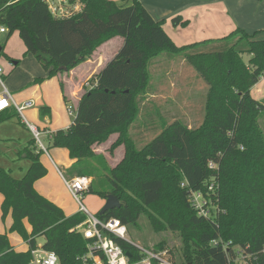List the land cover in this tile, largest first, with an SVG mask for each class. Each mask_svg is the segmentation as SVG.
Segmentation results:
<instances>
[{"label":"trees","instance_id":"1","mask_svg":"<svg viewBox=\"0 0 264 264\" xmlns=\"http://www.w3.org/2000/svg\"><path fill=\"white\" fill-rule=\"evenodd\" d=\"M120 1L121 5L112 0H71L82 6L81 12L55 18L43 0H0V26L8 36L18 32L24 55L37 60L46 79L86 62L104 42L123 39L117 54L90 78L96 86L84 90L70 126L51 133L48 147L68 152L74 161L68 169L71 176L92 180L89 193L118 201L119 208L98 213V219H117L128 232L145 217L157 234L178 233L181 262L171 257L175 264H237V255L245 264H264V106L250 94L264 76V39L236 29L219 40L177 47L163 23L155 21L139 0ZM186 24L179 17L172 19L175 27ZM160 55L185 60L203 80V120L193 129L176 120L137 149L130 139L131 126L141 106L145 117L150 114L143 104L151 94L148 67ZM244 55L249 58L244 60ZM59 85L63 91V83ZM47 110L42 108L40 116ZM13 118L20 120L14 108L0 112V124ZM115 133L118 138L108 152L123 145L124 155L109 168L93 146ZM43 153L32 138L21 153L30 163L21 178L0 168L1 219L10 215L9 232L22 241L30 238L35 245L42 237L43 248L53 252L59 264H82L80 256L88 244L82 235L85 227L71 229L86 216H65L34 189L47 173L40 162ZM209 163L215 165L213 170ZM99 175L104 185L95 191ZM192 193L201 194L208 216L198 214ZM117 243L131 254V261L139 259L130 244ZM234 246L240 248L237 253ZM164 249L163 243L153 248ZM29 260L28 252L14 251L7 234H0V264Z\"/></svg>","mask_w":264,"mask_h":264},{"label":"rangeland","instance_id":"2","mask_svg":"<svg viewBox=\"0 0 264 264\" xmlns=\"http://www.w3.org/2000/svg\"><path fill=\"white\" fill-rule=\"evenodd\" d=\"M112 1L117 5L122 4L120 0ZM0 46H3V52L0 54V67L4 69L2 77L4 86L10 91L11 96L18 105L22 104V98L28 97L34 100L32 101L34 107L23 112L26 121L39 127V124L43 122L40 110L48 107L51 110L52 120L56 119L57 123L62 126L71 123L73 118L67 113V108L70 105H65L61 98L58 82L56 81L57 77L46 79L45 75L47 74L37 60L31 54L24 55L25 49L18 32L14 31L9 36L7 33L0 35ZM243 58L247 60L249 56L244 55ZM13 62H18V64L12 66ZM12 69L15 70L12 72ZM148 73L150 76L149 90L151 94L146 97L148 100L143 104H147V110L150 114L145 117L146 113L142 110L143 106H141L140 114L136 122L132 124L130 131V139L137 149H141L161 130L176 120L185 122L191 129L198 127L203 120L202 104L205 102L207 93L204 89L205 84L195 68L179 57H172L171 60L166 55H160L156 61L153 60L149 65ZM10 78L13 81V86L10 85ZM35 79H40L41 81L34 83L33 80ZM71 86H74L75 90L78 85L73 82ZM1 91L2 87L0 85ZM251 94L264 106V84L259 87V90L254 89ZM82 95L83 92L77 96L80 98ZM154 106L155 109L153 110ZM261 116L264 131V112ZM39 132L41 133L40 141L45 150H48L49 156L52 157L64 177L68 179L71 177L69 170L66 169V158L69 160V156L67 153L59 154V156L51 155L53 148L48 147L47 137L43 134V131ZM117 138L118 133H115L110 135L104 143L93 146L95 153L105 157L109 168L115 167L124 155L123 145L118 146L111 155L108 152L109 147L115 143ZM40 159L45 166L50 167L51 171L48 174L46 173L43 180L37 184V189L46 196L57 199L64 207L66 214L73 215L79 212L80 205L65 188L60 174L57 173L53 177L52 173L55 168L52 161L45 153L41 155ZM103 185V177L100 175L95 177L94 190H102ZM2 200L3 198L0 194V206ZM198 202L200 205L202 204V201L198 200ZM104 203L105 201L95 193L85 192L81 197V204L95 217H97ZM212 209L215 211L214 207ZM10 225V215L5 220H2L0 209V233L5 232L7 234L8 241L14 249L24 251L26 249L24 241L17 233L9 232ZM127 240L146 249H153L159 243H163L164 248L170 251V257L176 262H181V244L178 233L165 231L157 234L153 232L145 217H140L136 226L128 227ZM35 242L36 245L41 246L44 243V239L38 237ZM224 245L227 246L226 244ZM233 250L237 253L240 248L234 246ZM235 263L245 264L240 255H237Z\"/></svg>","mask_w":264,"mask_h":264},{"label":"crops","instance_id":"3","mask_svg":"<svg viewBox=\"0 0 264 264\" xmlns=\"http://www.w3.org/2000/svg\"><path fill=\"white\" fill-rule=\"evenodd\" d=\"M139 1L140 4L144 7V9L151 15V17L155 21L163 23V30L177 47H183L208 40H219L226 37L236 29L245 31L248 34L258 33L256 38L264 39V0ZM176 17L181 18L182 22H186V26H173L172 19ZM122 43V38L114 37L108 40L107 42L101 44L86 62H83L82 64L78 65L76 68L72 69L69 72H64L63 74H58L56 76V81L58 82V89L65 105L69 104L74 107L77 106V103L81 98H78L77 95L82 92L84 93V90L86 89V81L90 80L91 77L95 76L102 70V68L117 54L118 50L122 46ZM17 64L18 62H13L12 66H16ZM14 70L15 69H12V72ZM60 82L63 83V91L60 88ZM73 82L78 85L75 90L73 88L74 86H71ZM10 83V85L13 86V81H11V78ZM263 84L264 76L251 89L250 94L254 89L259 90V87ZM15 89H17V87H15ZM8 92L10 93L9 90ZM64 97L66 98V101H64ZM252 98L256 100V98H254L253 96ZM26 101L34 100L28 97L22 98V103ZM47 109L48 110L45 112V115L41 119L43 122L39 124V127H35L39 131H43V134L46 135L47 141L49 142L51 139V133L56 132L58 130H66L71 123L66 124V126L58 124L56 119H51L52 114L50 108L47 107ZM32 138L33 137L31 132L23 124L21 119L19 120L17 118H13L1 123L0 168L9 171L11 175L17 179L21 178L29 168L30 164L29 161L25 158V154L21 155V153L27 147L28 142L31 141ZM51 152V155L55 156H59V154L62 153H67L68 155V152L65 149L53 148ZM47 156L52 161L53 166L56 169V171L54 169L52 173L53 177H55L57 173L61 174L64 177L52 157L49 156L48 150ZM40 162L44 167H46L47 174L50 173V167L45 166L41 159ZM73 162V160H68L66 158L67 170ZM71 177H69L68 179H70ZM41 180H43V178L34 183V189L36 190V192H38L41 196L61 208L65 216H71L69 214H66L64 207L58 202L57 199L50 198L37 189V184ZM26 227L27 229H29L28 226ZM14 251L24 252L16 249H14Z\"/></svg>","mask_w":264,"mask_h":264},{"label":"built area","instance_id":"4","mask_svg":"<svg viewBox=\"0 0 264 264\" xmlns=\"http://www.w3.org/2000/svg\"><path fill=\"white\" fill-rule=\"evenodd\" d=\"M43 1L55 18H68L78 14L82 10V6L78 2L71 3V0ZM5 33V27L0 26V35ZM3 74L4 70L0 67V85L2 87V91L0 92V112L14 108L23 124L31 132L36 147L47 155V150H45L40 141L41 133L34 125L29 124L23 115L24 111L34 107L33 102L26 101L18 105L4 86L2 81ZM95 86L96 81L90 83L88 80L85 83V87L88 90L93 89ZM75 111L76 107L72 105L67 108V113L72 118L75 116ZM208 167L213 170L215 165L209 163ZM60 176L71 197L80 205L79 212L86 216V220L82 224L71 229V232H76L85 227L82 229V235L83 238L88 241V244L85 253L80 256V262L82 264H175L171 260L167 249L155 251L153 249H146L139 244L130 243L127 240V228L122 225L119 220H100L88 212L81 204V197L85 192H88V188L91 184L90 178L75 176L66 179L61 174ZM181 186H183V184ZM212 189L213 185L210 184L208 190L211 191ZM198 200L202 201L201 205ZM191 201L199 215L208 216V211L203 208L205 202L201 194L192 193ZM117 241H124L130 244L136 250L139 259L131 261V254L127 256L126 253L128 252H125ZM31 242L30 238L23 242L26 246L24 252H28L30 256L28 264H59L58 257L53 252L45 250L43 245H36V242L35 245H32Z\"/></svg>","mask_w":264,"mask_h":264},{"label":"water","instance_id":"5","mask_svg":"<svg viewBox=\"0 0 264 264\" xmlns=\"http://www.w3.org/2000/svg\"><path fill=\"white\" fill-rule=\"evenodd\" d=\"M0 51H1V48H0ZM116 208H119L118 201L113 196L108 195L105 200L104 206L99 212V215H103L105 212L116 209ZM126 255L130 256L129 253H126Z\"/></svg>","mask_w":264,"mask_h":264}]
</instances>
